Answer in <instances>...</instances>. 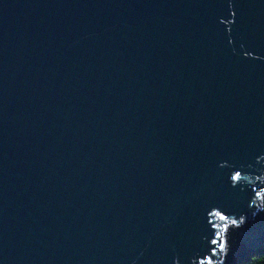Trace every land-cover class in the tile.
Here are the masks:
<instances>
[{
  "label": "water",
  "instance_id": "95a60500",
  "mask_svg": "<svg viewBox=\"0 0 264 264\" xmlns=\"http://www.w3.org/2000/svg\"><path fill=\"white\" fill-rule=\"evenodd\" d=\"M263 189L264 0H0V264H209Z\"/></svg>",
  "mask_w": 264,
  "mask_h": 264
},
{
  "label": "trees",
  "instance_id": "16d2710c",
  "mask_svg": "<svg viewBox=\"0 0 264 264\" xmlns=\"http://www.w3.org/2000/svg\"><path fill=\"white\" fill-rule=\"evenodd\" d=\"M257 203L259 205L252 215L242 217L239 221L230 217H221L223 227L218 258H214L211 264H264V227L250 225L258 220L264 222V189L260 192ZM242 230L246 232L243 233ZM230 253H233V263L229 258Z\"/></svg>",
  "mask_w": 264,
  "mask_h": 264
},
{
  "label": "snow or ice",
  "instance_id": "6c2138e0",
  "mask_svg": "<svg viewBox=\"0 0 264 264\" xmlns=\"http://www.w3.org/2000/svg\"><path fill=\"white\" fill-rule=\"evenodd\" d=\"M238 177H239V173H236V176L234 177V179H238ZM233 223H235V221H233ZM216 241H214V243H215ZM209 264H211V261H209Z\"/></svg>",
  "mask_w": 264,
  "mask_h": 264
}]
</instances>
